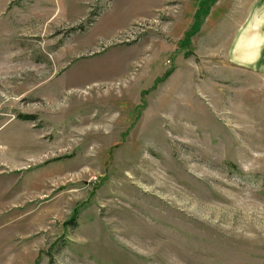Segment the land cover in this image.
Here are the masks:
<instances>
[{
	"label": "rangeland",
	"instance_id": "rangeland-1",
	"mask_svg": "<svg viewBox=\"0 0 264 264\" xmlns=\"http://www.w3.org/2000/svg\"><path fill=\"white\" fill-rule=\"evenodd\" d=\"M0 264H264V0H0Z\"/></svg>",
	"mask_w": 264,
	"mask_h": 264
},
{
	"label": "trees",
	"instance_id": "trees-1",
	"mask_svg": "<svg viewBox=\"0 0 264 264\" xmlns=\"http://www.w3.org/2000/svg\"><path fill=\"white\" fill-rule=\"evenodd\" d=\"M196 22V21H195ZM199 23H196V27H191L187 32H186V36L188 35H193L197 30H198V25H200L201 24V22L200 21H198ZM193 30V31H192ZM167 74H169V72H166V74H165V77L167 76ZM164 79V78H163ZM158 80H162V78H160V79H158Z\"/></svg>",
	"mask_w": 264,
	"mask_h": 264
},
{
	"label": "crops",
	"instance_id": "crops-1",
	"mask_svg": "<svg viewBox=\"0 0 264 264\" xmlns=\"http://www.w3.org/2000/svg\"><path fill=\"white\" fill-rule=\"evenodd\" d=\"M216 3L215 4H217V1H215ZM222 23V21H221V19L219 20V25ZM202 26V25H201Z\"/></svg>",
	"mask_w": 264,
	"mask_h": 264
}]
</instances>
